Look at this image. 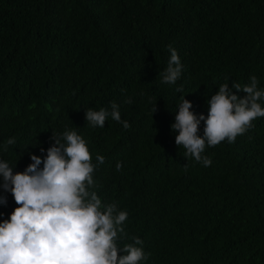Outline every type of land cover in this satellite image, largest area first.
Returning <instances> with one entry per match:
<instances>
[{
    "label": "trees",
    "instance_id": "obj_1",
    "mask_svg": "<svg viewBox=\"0 0 264 264\" xmlns=\"http://www.w3.org/2000/svg\"><path fill=\"white\" fill-rule=\"evenodd\" d=\"M169 45L182 65L175 84L162 82ZM253 75L264 90V0H0V160L23 173L53 134L74 130L93 164L105 157L96 191L127 211L121 247L141 239V264H264V117L206 146L208 167L171 130L181 97L207 117L219 86ZM112 103L129 128L86 122ZM2 184L0 222L18 207Z\"/></svg>",
    "mask_w": 264,
    "mask_h": 264
},
{
    "label": "clouds",
    "instance_id": "obj_2",
    "mask_svg": "<svg viewBox=\"0 0 264 264\" xmlns=\"http://www.w3.org/2000/svg\"><path fill=\"white\" fill-rule=\"evenodd\" d=\"M168 50L170 59L162 82L175 84L182 65L177 50L171 45ZM240 92L245 94L242 98L236 94ZM181 100L171 125V130L179 133L175 143L205 167L212 164L203 155L206 146L214 147L225 140L233 143L253 127L255 119L264 117L260 103L264 90L258 89L255 75L243 87L236 83L229 87L227 82L219 86L208 101L207 117L197 118L189 111L192 104L184 97ZM111 109L89 108L86 122L102 128L111 117L129 128L127 121H121L118 105L112 103ZM201 121L205 124L202 137L198 134ZM51 139L54 144L46 157L31 155L32 163L23 173L14 174V167L0 160L2 188L11 192L18 205L9 219L0 222V264H141L147 260L138 237L121 247V241L127 238L124 224L128 213L116 202L103 203L96 191L94 172L105 157L96 155L97 164H93L86 140L74 130L53 134ZM15 143V138H9L6 146ZM121 167L117 163V171ZM6 203V198L0 197V204Z\"/></svg>",
    "mask_w": 264,
    "mask_h": 264
}]
</instances>
